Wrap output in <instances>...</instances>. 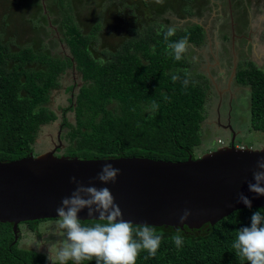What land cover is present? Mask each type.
<instances>
[{"label":"trees","instance_id":"obj_1","mask_svg":"<svg viewBox=\"0 0 264 264\" xmlns=\"http://www.w3.org/2000/svg\"><path fill=\"white\" fill-rule=\"evenodd\" d=\"M62 8L66 20L60 21L59 28L65 27L60 38L69 54H52L40 39L33 46L12 47L10 40L0 36V160L33 152L38 131L58 118L47 103L51 91L59 86L60 75L73 63L82 83L69 98L68 110L73 112L74 121L62 118L68 129L62 133L68 137L65 155H136L167 160L193 157L194 148L210 131L202 126L205 103L211 97L206 73L187 70V53L176 61L164 39L167 29L162 31L153 24L129 28L130 33L114 50H107L102 58L94 56L92 39L102 27L101 21L97 18L93 27L83 32ZM49 11L53 13L50 5ZM51 21L55 25L58 17ZM184 36L191 45L200 46L206 31L201 23L188 21L176 28L169 41ZM101 59L106 63L101 65ZM173 76L178 79L174 81ZM234 79L238 85L249 87L251 128L264 132V65L251 59L239 63ZM72 87L70 84L68 90ZM153 101L159 107L149 116L146 108ZM257 210L264 213V207L239 208L213 225L205 223L198 228L152 226L163 234V241L155 257L141 251L136 264H248L236 256L232 244L237 229L250 225V217ZM97 222L105 221L81 220L85 226ZM176 234L183 236L180 248L171 239ZM12 239L10 224L0 223V264H48L44 253L17 247L11 244ZM67 264L76 262L68 260ZM81 264H96V260L85 259Z\"/></svg>","mask_w":264,"mask_h":264},{"label":"rangeland","instance_id":"obj_2","mask_svg":"<svg viewBox=\"0 0 264 264\" xmlns=\"http://www.w3.org/2000/svg\"><path fill=\"white\" fill-rule=\"evenodd\" d=\"M49 5L53 13H50ZM62 7L83 32L89 31L99 18L102 27L93 36L91 53L101 58L107 50L116 48L130 33L129 28L141 29L153 24L158 29L164 26L165 30L168 26L182 27L188 21L201 23L206 37L200 46L189 48L187 70L191 74L206 73L211 84L212 79L218 82L221 94H216L211 86V97L205 103L206 117L202 123L204 129L210 130L209 135L194 148L193 156L196 158L207 152V148H217L216 137H221L225 145L231 140L230 128L222 131L216 126L217 115L221 116L223 123L229 115L232 127L241 129L234 139L237 145L264 148V132L253 130L250 125L249 87L238 85L234 79L239 63H247L251 59L258 65H264V0H163L162 3H156V0H0V36L10 40L12 47L33 46L40 39L52 54L63 55L65 51L69 54L60 38L65 31V27L59 28L60 21L66 20ZM230 15L238 17V20L231 22ZM45 16L49 19L58 17V22L54 25L49 19L46 21ZM231 24L235 26L233 44ZM192 57L197 59L193 62ZM69 69L60 75L59 86L51 91L47 103L58 118L38 131L33 154L52 149L56 143L57 126L63 121V116H67L70 122L74 121L73 112L68 110L72 94L68 87L78 78ZM228 80L232 81V92L222 91ZM80 84L81 81L76 83L74 91ZM67 130V126L62 128L63 132ZM67 143L65 135L58 146L61 147L59 154L63 153ZM58 220H40L36 232L27 231V227L20 224L23 234L16 243L17 247L37 249L47 254L48 261L49 256L53 262L58 260V249L67 243L66 231L57 226Z\"/></svg>","mask_w":264,"mask_h":264},{"label":"water","instance_id":"obj_3","mask_svg":"<svg viewBox=\"0 0 264 264\" xmlns=\"http://www.w3.org/2000/svg\"><path fill=\"white\" fill-rule=\"evenodd\" d=\"M230 20L233 22L232 15ZM231 30L233 44L232 24ZM233 133L229 145L183 160L136 155L89 158L56 155L55 149L0 160V223L10 224L14 244L20 222L59 218L56 210L62 198L70 196L76 187L71 181L73 176L84 185L108 187L122 218L133 225H213L232 211L247 208L237 202L241 192L252 200V207H264V196L257 197L248 190L256 162L264 152L235 146ZM106 163L121 171L115 182L102 184L96 176ZM185 208L191 209L192 215L181 223L179 217ZM78 215L80 220H100L99 213L89 216L87 208Z\"/></svg>","mask_w":264,"mask_h":264},{"label":"clouds","instance_id":"obj_4","mask_svg":"<svg viewBox=\"0 0 264 264\" xmlns=\"http://www.w3.org/2000/svg\"><path fill=\"white\" fill-rule=\"evenodd\" d=\"M163 0H156L162 3ZM164 26H161L163 31ZM176 28L168 26L164 32V39L167 47L176 61H180L189 48L194 46L189 43L188 36H184L177 41H169V37L175 35ZM158 34H160L158 32ZM95 59V57H93ZM196 57H192L193 62ZM101 65L106 63L103 59L99 61ZM189 75L186 71V76ZM175 81L177 76H173ZM188 79L184 80L185 87ZM167 98V97H166ZM18 99L22 97L18 96ZM158 104L153 101L146 108L151 116L157 109ZM38 108L33 114L38 113ZM235 139V137H234ZM216 137V143L219 144ZM235 146L242 144L233 142ZM230 141L228 144L229 145ZM218 146V147H219ZM244 147V145H242ZM212 150L207 148V151ZM257 151L264 152V148L257 146ZM193 158H195L193 156ZM120 169L111 163H106L97 173L96 179L102 184L115 182ZM71 181L76 184L70 196L63 197L61 206L57 208L59 220L57 226L66 231L67 243L63 244L57 252L59 264H67L68 260H73L76 264H81L82 260H92L95 258L96 264H136V260L141 251H147L148 255L155 257L163 241V234H158L154 227L147 223L134 228L133 222L124 220L119 205L115 203V197L108 187H97L89 184L84 185L75 176ZM248 190L255 193L257 197L264 196V156H260L256 162V168L252 172V180L248 181ZM237 202H242L248 208L252 207V200L243 192L238 194ZM88 209L89 216L99 213V219L105 222H97L93 226H85L81 223L79 212ZM192 215L191 209L185 208L180 215V222L183 223ZM179 233V229H177ZM177 248L184 242L180 234L171 237ZM236 250V256L246 260L248 264H264V213L257 210L250 217V225L237 229V236L232 244ZM51 260V257H48ZM52 261V260H51ZM52 264L55 262L52 261Z\"/></svg>","mask_w":264,"mask_h":264},{"label":"flooded vegetation","instance_id":"obj_5","mask_svg":"<svg viewBox=\"0 0 264 264\" xmlns=\"http://www.w3.org/2000/svg\"><path fill=\"white\" fill-rule=\"evenodd\" d=\"M235 13V12H234ZM234 13H233V16H234ZM235 15H236V13H235ZM232 16V17H233ZM48 17H47V19H46V21H48ZM50 21H51V19H49ZM233 20H238V17H233ZM51 23H52V21H51ZM235 24H236V22H235ZM204 27V26H203ZM239 27H240V23L238 22V29H239ZM234 28H235V26H234ZM236 28H237V26H236ZM205 29V28H204ZM237 37H238V35H236ZM64 53H66V51L64 52ZM70 69L69 70H72V73L74 74H76L77 75V80H75L74 81V83H73V87L71 88V89H69V91H71V97H72V95H74V87L75 86H77L76 85V83L77 82H80L81 81V79H80V74H78L79 72L75 69V67H69ZM67 71H68V68L66 69ZM66 70H65V72H66ZM65 72H63V73H65ZM231 81V80H230ZM229 80H228V82H227V84H226V87L225 88H223L222 89V91H224V92H232V81L230 82ZM216 82V81H215ZM214 81H213V79H212V84H211V81H210V84H211V86H213L214 88H215V92H216V94H217V92H219L220 94H221V91H219L218 90V88H217V85H218V82H216L215 83ZM81 83H82V81H81ZM72 84V83H71ZM70 85V84H69ZM78 88V87H77ZM225 90H227V91H225ZM230 95H231V93H230ZM69 98H70V96H69ZM221 98H222V96H221ZM217 114H218V112H217ZM58 116V115H57ZM228 117H229V115H228ZM228 117H226V123H223V122H221V116L220 115H217V117H216V126L218 125L219 126V128L222 130V131H227L228 130V125L231 127V132H234L233 134H234V137L238 134V132H239V130H241V129H237L236 130V128H233L232 127V125H231V123H230V121H229V118ZM62 121L58 124V130H57V132H56V138H55V141H56V143H54V145H53V147H52V149H55V154L56 155H65L64 153H62V154H59L58 152L61 150V147H58V146H60L61 145V141H62V139H63V136H62V133H63V131H62V128H64V126L62 127ZM65 133V132H64ZM63 133V134H64ZM65 146V145H64ZM34 155H36V154H34ZM53 219H56V218H45V219H37V220H30V221H23V222H20L19 224H18V229H19V236H18V240H20L19 238H20V235L21 234H23V231L21 230L20 231V224H22L24 227H27V231H30V232H36L37 231V225L41 222L40 220H43V221H47V220H53ZM30 222H32L31 224H30ZM35 226H36V228H35ZM18 240L15 242V243H17L18 242ZM12 241V240H11ZM21 248V247H20ZM23 248V247H22ZM44 248H47V246L46 247H44ZM26 249H28V248H26ZM32 250H35V251H38L37 249H32ZM39 252H42V251H39ZM42 253H44V252H42ZM44 255H45V259H46V262L49 264V263H52L51 262V260H47V254L46 253H44ZM55 261H58V260H55ZM54 261V262H55Z\"/></svg>","mask_w":264,"mask_h":264},{"label":"built area","instance_id":"obj_6","mask_svg":"<svg viewBox=\"0 0 264 264\" xmlns=\"http://www.w3.org/2000/svg\"><path fill=\"white\" fill-rule=\"evenodd\" d=\"M217 141H218L219 144L223 143L222 140H217ZM241 147H243V146L241 145Z\"/></svg>","mask_w":264,"mask_h":264}]
</instances>
